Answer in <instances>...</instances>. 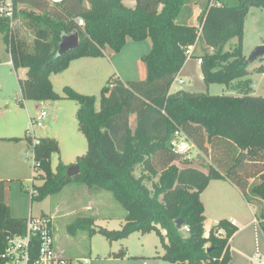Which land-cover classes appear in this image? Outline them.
<instances>
[{
  "label": "trees",
  "instance_id": "1",
  "mask_svg": "<svg viewBox=\"0 0 264 264\" xmlns=\"http://www.w3.org/2000/svg\"><path fill=\"white\" fill-rule=\"evenodd\" d=\"M2 1V0H0ZM14 20L0 18V35L11 56L13 70L26 69L19 80L23 99L57 101L53 75L66 71L80 58H97L109 49L121 52L128 39L151 40L143 58L146 78L109 80L96 97L65 87L66 98L79 104V130L87 140V153L78 157L79 173L68 177L69 166L51 159L60 154L55 138L34 145L32 200L60 193L71 183L111 192L126 211L120 230L93 228L92 219L77 220L69 230L100 233L110 242L135 232H155L171 264H229L230 241L238 228L220 220L205 236V208L201 194L213 180H227L245 200L262 208L264 233V97L191 93L181 78L190 48L201 46L198 57L204 82L229 85L249 75L243 53L244 20L250 7L264 10V0H14ZM133 5H132V4ZM132 5V6H131ZM20 6H27L29 10ZM197 9V25L190 24ZM79 21L83 25H79ZM78 33V47L57 58L62 35ZM30 36L33 38H30ZM237 39L233 47L229 43ZM211 50V53H208ZM191 57H194L192 55ZM184 85L178 88L177 79ZM135 126H132V118ZM191 140L200 155L193 161L173 152L176 131ZM20 142V138L9 139ZM24 140L33 143L26 135ZM208 160L207 171L194 167ZM140 174L137 175V171ZM151 177L158 182L149 188ZM182 219L181 229L175 221ZM27 220L15 218L5 203V182L0 181V264L8 239L26 233ZM188 227L190 232H185ZM165 232V234H163ZM38 242L34 241L33 256ZM116 256L123 257V253Z\"/></svg>",
  "mask_w": 264,
  "mask_h": 264
},
{
  "label": "rangeland",
  "instance_id": "2",
  "mask_svg": "<svg viewBox=\"0 0 264 264\" xmlns=\"http://www.w3.org/2000/svg\"><path fill=\"white\" fill-rule=\"evenodd\" d=\"M197 16L193 17L192 21H196ZM236 43H238L237 39L232 40L226 49ZM262 45H264V10L250 7L245 16L242 39L243 53L247 60L252 52ZM151 47L150 39L142 42L128 39L126 46L119 53L107 49L103 56L74 60L66 71L53 77L54 90L61 99L37 101L23 99L19 80L26 78L27 70L21 69L18 73L13 70L11 56L0 35V178L5 182V203L10 206L13 217L28 220L30 216L40 218L53 215L58 205L61 208H72L61 204L77 202L75 200L78 198L85 202L90 200L89 204H93L91 207L95 209L86 210L85 207L89 206L82 201L75 206L76 210L73 214H68L69 209L64 210L56 215L53 221L56 244L66 251L71 264H171L160 258L164 255V249L155 232L144 235L135 232L126 239L114 242H110L100 233L90 235L87 231L77 230L72 234L69 230L70 226L80 219H92L95 230L99 228L120 230L125 222L123 218L126 216V211L111 192L102 191L101 195L94 194L95 196L87 194L86 185L81 183L68 184L60 193L50 195L43 200L37 198L32 200L33 185L39 186L41 181L34 180V177L39 175L38 171L33 170L34 145L24 140L26 135H31L33 140L34 137L37 140L55 138L59 142L60 154L52 156L53 169L56 170L59 163L69 168L76 165L78 157L87 153L88 144L85 135L79 130L77 121L79 104L66 98L64 88L70 87L81 95L95 96L96 110H99L101 90L109 80L119 79L130 82L146 78L143 58L150 53ZM211 52L208 50V53ZM202 55L203 48L200 45L192 47L181 73V78L186 83L183 86L184 90L219 96L264 97V57L249 63V75L240 80L229 85H207L203 79L201 66L198 64V57ZM42 111L47 113V117L42 120L43 127L32 128L31 119H36ZM132 126H135L134 117ZM11 138L22 140L16 143L9 140ZM195 156L198 158L197 155ZM197 158L194 167L207 171L208 167L204 165H208V160ZM140 172L138 170L137 175ZM151 179L152 181L148 182L149 188H152L153 183L158 182V177ZM74 192L82 193L74 194ZM208 193L210 195L206 198ZM85 194L88 196L85 197ZM205 199L207 218L211 216L212 219L220 220L228 219L233 215L239 218L240 230L231 243L229 264L264 263V233L259 223H253L255 219L261 220L262 208L259 209L252 204L251 207L259 209L258 212L248 210L240 194L224 184L220 189L209 188ZM257 252L260 253L261 262L254 258ZM117 253L124 255L116 256Z\"/></svg>",
  "mask_w": 264,
  "mask_h": 264
},
{
  "label": "built area",
  "instance_id": "3",
  "mask_svg": "<svg viewBox=\"0 0 264 264\" xmlns=\"http://www.w3.org/2000/svg\"><path fill=\"white\" fill-rule=\"evenodd\" d=\"M17 10L18 8L14 0L0 1V18H7L13 21ZM79 25L82 26L83 22L79 21ZM191 49L192 48L189 49L187 55L191 53ZM201 63L202 60L199 59L198 64L200 65ZM175 84L179 85L176 89H180L181 86L184 85V81L179 78L176 80ZM45 117H47L46 112H39L36 119H31L32 128H42V120ZM29 136L31 137V135ZM35 144H37V139L34 137L33 145ZM170 145L173 152L190 161H193L196 157L195 155H200L195 144L179 130L175 132ZM36 194L37 192L32 189L31 196H35ZM184 231L188 233L190 229L185 227ZM34 241L38 242L35 256H33ZM260 259L261 257L258 255L257 260ZM2 260H4L5 264H69V262L57 252L52 219L49 216H42L40 218L30 216L27 220L26 233L8 239V246L2 255Z\"/></svg>",
  "mask_w": 264,
  "mask_h": 264
},
{
  "label": "crops",
  "instance_id": "4",
  "mask_svg": "<svg viewBox=\"0 0 264 264\" xmlns=\"http://www.w3.org/2000/svg\"><path fill=\"white\" fill-rule=\"evenodd\" d=\"M51 2H60L61 0H50ZM28 7L27 6H20L19 7V9L20 10H22V9H27ZM197 13H199V11H196V14H195V16L196 15H198ZM194 16V17H195ZM198 17V16H197ZM190 24H192V25H197V19H196V21H192V19L190 20ZM112 52V51H111ZM106 54V53H105ZM182 73V72H181ZM62 74V73H61ZM58 75H60V74H58ZM58 75H53L52 77H51V80H52V83H53V77L54 76H58ZM54 86V85H53ZM0 181H3L1 178H0ZM222 184H224L225 186H229L230 188H233V190H235L238 194H240V196L243 198V200H244V202H245V204L248 206V210H254V211H256V212H258V210H257V208H252L251 207V205L245 200V198L243 197V195L241 194V192L233 185V184H231L230 182H228L227 180H213V181H211L210 182V184H209V186L206 188V190L201 194V201H202V203H203V205H204V208H205V214L207 213V202H206V199H205V194L207 193V191H208V189L209 188H212V189H220L221 188V185ZM70 186V185H69ZM67 187V186H66ZM65 187V188H66ZM86 193L87 194H92V195H101V193L100 192H102L103 190H99V189H96V188H89V187H87L86 186ZM211 190V189H210ZM209 190V192H211ZM83 192H84V190H83ZM90 192V193H89ZM79 193H82V192H79ZM79 193H75L74 192V194H79ZM94 195V196H95ZM210 194L208 193L207 194V196H206V198L209 196ZM85 197H87L88 195H84ZM84 196H81L82 198H84ZM90 196V195H89ZM81 199V198H80ZM79 198L78 199H76L75 201H77V202H72L71 203V201L70 202H68V203H66V205L65 204H61V205H63V206H69V207H72V208H61V206L60 205H58L55 209V212H54V214L53 215H47V216H49V217H51V219H52V225L54 224L53 223V221H54V219H55V217H56V215H59L62 211H66V210H68L69 209V213L68 214H73V212H75V206L76 205H78L79 203L81 204L82 203V201L84 202V204H86V205H88L89 207L87 208V206L85 207V209L87 210H90V208H92V209H95L93 206L91 207V205H93V204H89L90 203V200L89 201H87V202H85V200H80ZM93 199V198H92ZM96 199V198H95ZM76 203V204H75ZM262 207H264V205H262ZM205 218H206V220H205V236L206 237H208V235H209V232H210V230L212 229V227L214 226V225H216L220 220H223V219H220L219 220V218H215V219H212L211 218V216L209 217V218H207V215H205ZM125 219V216H124V218H123V220ZM227 220H230L239 230H240V222H239V218L237 217V216H230ZM262 220H260V221H258L257 219H255L254 221H253V223H259L260 224V222H261ZM124 224V223H123ZM122 224V225H123ZM249 225V224H248ZM53 230H54V226H53ZM238 230V231H239ZM53 233H54V231H53ZM239 232H237L236 234H235V236L231 239V241H230V248H231V243H232V240L234 239V238H236V236H237V234H238ZM163 234H165V232H163ZM55 238V237H54ZM55 247H56V249H57V252L59 253V254H61L67 261H69V264H71V262H70V260H69V258H68V256H67V254H66V251L64 250V249H61V248H59V246H57V244H56V240H55ZM260 256V253H258L257 252V254L255 255V259L257 260V256ZM162 257V256H161ZM261 257V256H260ZM259 262H261V260H259ZM261 264H264V263H262L261 262Z\"/></svg>",
  "mask_w": 264,
  "mask_h": 264
},
{
  "label": "water",
  "instance_id": "5",
  "mask_svg": "<svg viewBox=\"0 0 264 264\" xmlns=\"http://www.w3.org/2000/svg\"><path fill=\"white\" fill-rule=\"evenodd\" d=\"M79 45V35L78 33L73 34H64L62 35L61 42L59 44L57 58L67 55L68 53L74 51ZM264 57V45L257 47L251 54L250 58L247 60V63H253L259 58ZM79 166L73 165L67 170V176L72 177L79 173ZM184 224L182 219L175 221V226L178 229H181Z\"/></svg>",
  "mask_w": 264,
  "mask_h": 264
}]
</instances>
